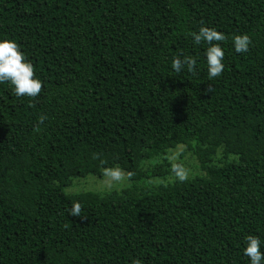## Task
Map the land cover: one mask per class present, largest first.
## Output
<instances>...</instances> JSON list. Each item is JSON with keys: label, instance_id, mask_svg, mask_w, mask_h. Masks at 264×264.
I'll list each match as a JSON object with an SVG mask.
<instances>
[{"label": "trees", "instance_id": "trees-1", "mask_svg": "<svg viewBox=\"0 0 264 264\" xmlns=\"http://www.w3.org/2000/svg\"><path fill=\"white\" fill-rule=\"evenodd\" d=\"M201 26L227 37L213 80ZM4 39L43 89L0 83V264H251L250 234L264 253V0H0ZM179 145L185 182L169 179ZM117 167L120 190L67 191Z\"/></svg>", "mask_w": 264, "mask_h": 264}, {"label": "clouds", "instance_id": "clouds-1", "mask_svg": "<svg viewBox=\"0 0 264 264\" xmlns=\"http://www.w3.org/2000/svg\"><path fill=\"white\" fill-rule=\"evenodd\" d=\"M191 35L195 44L207 43L209 45L206 49L209 80L220 76L225 68L222 62L225 52L220 42L227 40L225 34L213 27L201 26L199 32H192ZM233 43L238 53H244L249 50L252 40L248 34H238L233 37ZM196 65L197 59L192 56H184L183 59L177 56L173 58L171 66L176 73H180L185 68L189 72L195 73ZM6 82L14 87V95L18 97L36 98L43 89L42 81L35 76L34 65L26 59L17 42L10 39L0 40V83ZM205 92L211 93L213 88L209 85ZM46 119V115H41L33 131L40 132V125ZM93 158L97 157L94 156ZM171 171L176 180L180 182H185L189 178L188 170L180 163H172ZM104 175L109 177L114 184H121L127 179L123 171L118 167L106 168ZM69 211L73 217H79L82 220L87 219L86 216L82 215L83 209L79 202L74 203ZM245 240L244 255L250 259L251 264H262L264 262V253L261 251L259 237L250 234L245 237ZM132 264H141V261L134 259Z\"/></svg>", "mask_w": 264, "mask_h": 264}, {"label": "rangeland", "instance_id": "rangeland-1", "mask_svg": "<svg viewBox=\"0 0 264 264\" xmlns=\"http://www.w3.org/2000/svg\"><path fill=\"white\" fill-rule=\"evenodd\" d=\"M179 145L177 149H174L169 154L171 162L182 164L189 172V176L195 175L198 172L197 162L190 153H183L184 147ZM183 153V156H182ZM122 170V169H121ZM127 179L121 184H114L110 181V178L104 175L103 177L88 175L86 177L75 178L72 185L67 188L68 192L76 193L83 191H96L105 192L110 190H120L130 184V179L124 170H122ZM169 179H174V175H169Z\"/></svg>", "mask_w": 264, "mask_h": 264}]
</instances>
